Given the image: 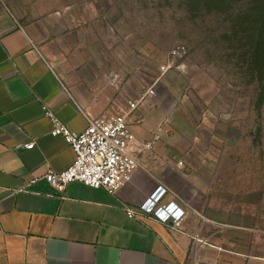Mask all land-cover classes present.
<instances>
[{
  "label": "crops",
  "instance_id": "crops-1",
  "mask_svg": "<svg viewBox=\"0 0 264 264\" xmlns=\"http://www.w3.org/2000/svg\"><path fill=\"white\" fill-rule=\"evenodd\" d=\"M81 34L91 33L75 30L73 14L39 11L37 0H0V264H263L264 158L246 159L235 180L220 174L232 160L186 157L179 112L153 97L139 101L135 80L124 88L116 52L109 61L79 53L100 44L81 45ZM128 102H137L128 125L140 164L129 182L114 194L78 182L62 192L48 185L44 173L64 171L74 154L50 135L45 112L80 133L87 119ZM158 186L163 203L184 210L178 228L126 215Z\"/></svg>",
  "mask_w": 264,
  "mask_h": 264
},
{
  "label": "rangeland",
  "instance_id": "rangeland-1",
  "mask_svg": "<svg viewBox=\"0 0 264 264\" xmlns=\"http://www.w3.org/2000/svg\"><path fill=\"white\" fill-rule=\"evenodd\" d=\"M37 1L39 11L74 15L75 30L91 33L81 34V45L100 42L79 53L109 61L116 52L124 88L135 80L137 96L151 87L160 109L179 112L186 157L232 160L222 162L220 174L233 172L235 180L246 159L264 158V80L250 71L247 26L235 25L236 36L232 31L237 10L251 0ZM178 45L187 50L176 63L181 68L164 70Z\"/></svg>",
  "mask_w": 264,
  "mask_h": 264
},
{
  "label": "built area",
  "instance_id": "built-area-1",
  "mask_svg": "<svg viewBox=\"0 0 264 264\" xmlns=\"http://www.w3.org/2000/svg\"><path fill=\"white\" fill-rule=\"evenodd\" d=\"M186 55L187 50L182 45L171 49L164 70L180 69L181 66L176 63L183 61ZM153 95L150 87L140 95L139 101ZM136 107L137 102H128L127 109L117 114L87 119V126L80 133L70 131L54 113L46 111L44 116L51 124L50 135L61 137L72 150L74 159L64 171L56 173L47 170L42 178L57 192H62L71 182H78L86 187L114 194L129 182L132 173L140 167L135 155L137 141L128 125L129 115ZM23 147L32 149L33 143ZM36 181L37 178L32 177L27 184ZM20 190L22 187L18 189ZM165 193L166 190L158 186L137 209L126 208V215H147L161 224L178 228L185 215L184 210L174 201L163 203Z\"/></svg>",
  "mask_w": 264,
  "mask_h": 264
},
{
  "label": "trees",
  "instance_id": "trees-1",
  "mask_svg": "<svg viewBox=\"0 0 264 264\" xmlns=\"http://www.w3.org/2000/svg\"><path fill=\"white\" fill-rule=\"evenodd\" d=\"M244 12L239 9L235 14L232 31L235 36L237 30L235 25L245 24L247 32L248 50L250 55V71L262 76L264 80V0H251L246 4ZM239 43V41H238Z\"/></svg>",
  "mask_w": 264,
  "mask_h": 264
}]
</instances>
